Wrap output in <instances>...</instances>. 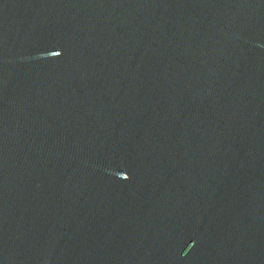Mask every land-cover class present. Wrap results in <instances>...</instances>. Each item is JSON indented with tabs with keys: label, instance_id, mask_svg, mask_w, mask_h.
I'll return each mask as SVG.
<instances>
[{
	"label": "water",
	"instance_id": "water-1",
	"mask_svg": "<svg viewBox=\"0 0 264 264\" xmlns=\"http://www.w3.org/2000/svg\"><path fill=\"white\" fill-rule=\"evenodd\" d=\"M0 264H264V0H0Z\"/></svg>",
	"mask_w": 264,
	"mask_h": 264
}]
</instances>
